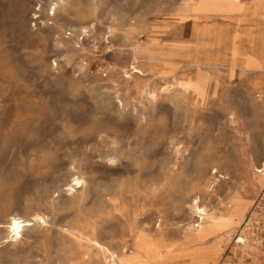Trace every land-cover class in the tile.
Wrapping results in <instances>:
<instances>
[{
  "label": "rangeland",
  "instance_id": "obj_1",
  "mask_svg": "<svg viewBox=\"0 0 264 264\" xmlns=\"http://www.w3.org/2000/svg\"><path fill=\"white\" fill-rule=\"evenodd\" d=\"M262 164L264 0H0V264H264Z\"/></svg>",
  "mask_w": 264,
  "mask_h": 264
},
{
  "label": "bare ground",
  "instance_id": "obj_2",
  "mask_svg": "<svg viewBox=\"0 0 264 264\" xmlns=\"http://www.w3.org/2000/svg\"><path fill=\"white\" fill-rule=\"evenodd\" d=\"M257 172L260 175H264V164H262V167L260 169H258ZM73 182L75 184H79L80 180L78 178H74ZM198 215H199V220H201L202 215L201 214H198ZM253 215H254L253 211H250L245 216V218L242 220L241 227L244 230V232H245V229L247 228V226L250 225V222L253 219ZM21 222H22V220L18 219V217H14V216L10 217L9 229L13 232V235H15L16 237L20 234V229L22 226ZM198 226H199V223L195 224V227H198ZM240 234H237L235 236V242L239 243L240 245H245V241H246V237H247L246 233H242V235H240Z\"/></svg>",
  "mask_w": 264,
  "mask_h": 264
},
{
  "label": "crops",
  "instance_id": "obj_3",
  "mask_svg": "<svg viewBox=\"0 0 264 264\" xmlns=\"http://www.w3.org/2000/svg\"><path fill=\"white\" fill-rule=\"evenodd\" d=\"M240 197H241L242 203L243 202L247 203V204L244 203L245 205L249 204L248 199L242 197L241 195H240ZM198 249H199V252H202L204 254H211L212 259L216 258L217 246H216L215 242L206 243L202 247H199ZM254 251L256 252V250H254Z\"/></svg>",
  "mask_w": 264,
  "mask_h": 264
}]
</instances>
